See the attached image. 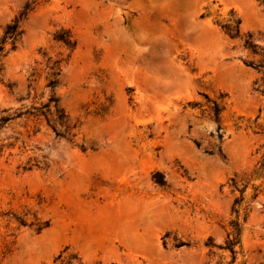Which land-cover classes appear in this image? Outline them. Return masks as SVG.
Returning <instances> with one entry per match:
<instances>
[{"label":"rangeland","instance_id":"374dc122","mask_svg":"<svg viewBox=\"0 0 264 264\" xmlns=\"http://www.w3.org/2000/svg\"><path fill=\"white\" fill-rule=\"evenodd\" d=\"M25 7L0 59V264H229L206 245L234 210L231 264H264V0H0V40Z\"/></svg>","mask_w":264,"mask_h":264},{"label":"trees","instance_id":"16d2710c","mask_svg":"<svg viewBox=\"0 0 264 264\" xmlns=\"http://www.w3.org/2000/svg\"><path fill=\"white\" fill-rule=\"evenodd\" d=\"M27 12H28V8L25 7L23 12H21L14 19V21H12L11 24H9L5 28V31L3 33V37L0 40V59L4 56V44L6 42L9 43L11 51H13L15 49L16 43L22 35V31L19 29V23L23 19H25V17L27 16ZM239 24H240L239 19H231V21H229V23L222 25L221 29L224 31V33L228 37L234 38V37H237L239 35ZM53 38L57 42H60L63 45H65L66 47H68L69 49H73L75 46V42L71 39L68 32L55 33ZM244 47L247 50H250L252 53H255L256 46L250 40V36H247V39L244 40ZM247 66H250V67L255 68V69L256 68L264 69V59L261 62H259L258 65H256V66L253 65L252 63H248ZM52 75L55 77L53 79H51L47 84V86L50 89H53L57 85L56 76L58 75V72L57 73L55 72ZM48 103L49 104L52 103L53 109H54L53 113H48V115H44L45 117L47 116L46 122H47L48 126L51 128V130L54 132V134L58 137H65V135H69L70 132L76 128V126L71 125V123H70L68 117L65 115L63 109L58 107V105H57L58 100L57 99L50 98ZM44 107H48V106H44ZM34 110L38 111L37 109H34ZM220 113H221V108L219 107V105H217L216 103H213V108L211 109V114H212L213 120L217 124H219ZM41 115H43V114H41ZM9 120H10L9 116L1 117L0 118V129ZM217 129L219 130V126ZM221 137H222L221 134L218 132L217 138L220 140ZM262 169H264V155H263V160L260 164L259 170L261 171ZM153 179L155 180V183L158 185L164 184L162 177L159 174L153 175ZM231 182H232V185H235L233 180H231ZM241 201H242V192H241V197L239 199L234 200L233 207L238 206L241 203ZM234 213H236V219H235V221H233L231 223L232 232H231L230 236L228 237L227 241L225 242V246L224 247L215 246V245H213V243L210 240H208V244L206 245L208 247H217L220 250H227L230 253L231 259H232L229 264H231L234 261V255L236 254L234 248L237 244H239V231H240L239 228L240 227H239V223H238V212H237V210H234ZM45 226L46 225L44 224V227ZM40 230H41V227H38L37 231L39 232ZM71 259H74V258H71ZM60 264H62V263H60ZM67 264H69V263H67Z\"/></svg>","mask_w":264,"mask_h":264}]
</instances>
